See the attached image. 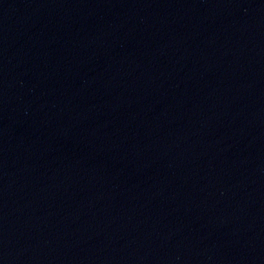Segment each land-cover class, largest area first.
I'll list each match as a JSON object with an SVG mask.
<instances>
[{
    "label": "water",
    "instance_id": "1",
    "mask_svg": "<svg viewBox=\"0 0 264 264\" xmlns=\"http://www.w3.org/2000/svg\"><path fill=\"white\" fill-rule=\"evenodd\" d=\"M115 0H0V114Z\"/></svg>",
    "mask_w": 264,
    "mask_h": 264
}]
</instances>
